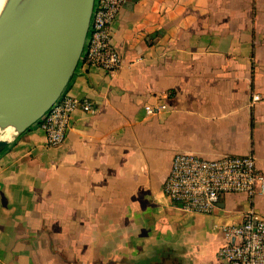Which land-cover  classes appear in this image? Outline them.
Wrapping results in <instances>:
<instances>
[{
	"label": "crops",
	"instance_id": "0c3cea01",
	"mask_svg": "<svg viewBox=\"0 0 264 264\" xmlns=\"http://www.w3.org/2000/svg\"><path fill=\"white\" fill-rule=\"evenodd\" d=\"M112 38L121 68L78 64L65 90L95 112L0 152V264H226L221 226L264 217V189L200 214L162 185L180 153L253 155L264 179V0H128Z\"/></svg>",
	"mask_w": 264,
	"mask_h": 264
},
{
	"label": "built area",
	"instance_id": "2783aa9c",
	"mask_svg": "<svg viewBox=\"0 0 264 264\" xmlns=\"http://www.w3.org/2000/svg\"><path fill=\"white\" fill-rule=\"evenodd\" d=\"M128 0H94L89 27L79 64L92 65L112 76L122 66V57L112 38V27ZM259 99L253 95L252 102ZM165 104L144 106L147 114H155ZM76 110L93 114L95 107L87 99H78L66 91L38 121L48 146L61 144ZM264 189L262 174L256 170L253 155H226L205 160L196 155L180 153L174 156L162 190L178 208L200 214H210L223 193H243L249 199ZM220 235L222 245L217 254L226 264H264V217L253 210L240 222L224 224Z\"/></svg>",
	"mask_w": 264,
	"mask_h": 264
},
{
	"label": "water",
	"instance_id": "95a60500",
	"mask_svg": "<svg viewBox=\"0 0 264 264\" xmlns=\"http://www.w3.org/2000/svg\"><path fill=\"white\" fill-rule=\"evenodd\" d=\"M94 0H8L0 17V130L12 139L38 123L66 90ZM9 141L0 139V152Z\"/></svg>",
	"mask_w": 264,
	"mask_h": 264
},
{
	"label": "bare ground",
	"instance_id": "6f19581e",
	"mask_svg": "<svg viewBox=\"0 0 264 264\" xmlns=\"http://www.w3.org/2000/svg\"><path fill=\"white\" fill-rule=\"evenodd\" d=\"M8 0H0V17L2 15V12L4 10V7L6 5ZM14 135V131L11 128H7L5 130H0V139L10 141Z\"/></svg>",
	"mask_w": 264,
	"mask_h": 264
}]
</instances>
